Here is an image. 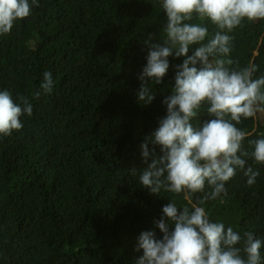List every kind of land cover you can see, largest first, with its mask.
<instances>
[{
  "label": "trees",
  "instance_id": "1",
  "mask_svg": "<svg viewBox=\"0 0 264 264\" xmlns=\"http://www.w3.org/2000/svg\"><path fill=\"white\" fill-rule=\"evenodd\" d=\"M166 23L162 0H39L28 18L0 35V91L33 106L31 116L21 117L22 129L0 136V264H135L142 231L162 238L153 221L165 204L191 207L203 198L165 191L157 197L139 183L141 144L166 114L161 101L184 59L169 57L163 83L150 82L155 100L138 101L144 40L155 33L162 42ZM203 23L210 34L217 30ZM229 34L232 67L254 64V78L264 75V20H244ZM46 71L51 93L41 89ZM212 118L202 111L192 123ZM237 127L247 133L243 148L251 153L249 142L264 138V112ZM246 161L259 172L256 183L249 186L237 169L223 203L202 206L213 222L264 240V164Z\"/></svg>",
  "mask_w": 264,
  "mask_h": 264
},
{
  "label": "clouds",
  "instance_id": "2",
  "mask_svg": "<svg viewBox=\"0 0 264 264\" xmlns=\"http://www.w3.org/2000/svg\"><path fill=\"white\" fill-rule=\"evenodd\" d=\"M38 6L39 0H0V35L10 34L16 22L28 18ZM162 8L167 17L165 38L158 42L155 33H149L144 40L148 55L138 75V101L149 105L155 100L157 93L150 82L163 83L169 57L184 59L175 65L174 85L161 101L166 114L141 144L145 167L139 183L157 197L162 191L185 193L186 199L195 193L204 196L191 207L180 208L175 200L165 204L160 218L153 221L162 238L155 230L142 231L136 251L143 254L135 264H264V240L253 232L241 236L231 226L213 222L202 206L218 198L223 203L226 182L237 169L244 170L249 186L256 183L259 172L246 167V158L264 164V138L250 141L253 150L249 153L243 148L247 133L237 127L242 119L264 112V75L254 78V64L232 67L233 37L229 34L244 20H264V0H162ZM194 18L201 22L192 23ZM205 19L217 30L210 34ZM43 76L41 89L51 93L52 74L46 71ZM40 95L36 92L35 98ZM19 100L14 102L9 90L0 91V136L19 131L21 117L32 115L28 99L21 96ZM202 111L214 118L194 125L192 121ZM131 173L136 175L137 169L131 168ZM170 224H174L172 230ZM242 241L243 248L238 246Z\"/></svg>",
  "mask_w": 264,
  "mask_h": 264
}]
</instances>
